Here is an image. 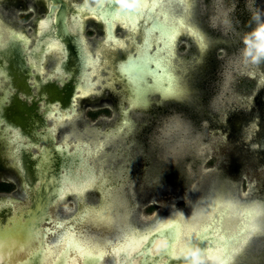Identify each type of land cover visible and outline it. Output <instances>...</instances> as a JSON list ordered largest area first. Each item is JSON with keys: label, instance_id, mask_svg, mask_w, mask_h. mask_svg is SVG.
I'll return each mask as SVG.
<instances>
[{"label": "flooded vegetation", "instance_id": "af4514ba", "mask_svg": "<svg viewBox=\"0 0 264 264\" xmlns=\"http://www.w3.org/2000/svg\"><path fill=\"white\" fill-rule=\"evenodd\" d=\"M103 1H105V5L103 4L102 6ZM127 2H132L131 4H133L134 0H127ZM112 3L115 4V0H94L93 2L90 0H79L78 2H74V0H57L54 9L58 7V10L54 12L53 9L51 13V7L54 5L53 0H0V4L4 6V11L7 13L6 16L0 17V40L5 41V45H1L0 47V70L7 69L6 72L11 74L13 79L12 82H0V125L2 129H9L11 133L18 132L20 134L18 142L19 147L15 144L10 147V143L0 138V233L3 230L12 228L17 222H22L25 226L23 230L15 233L13 237H11V235L5 237L0 235V240L14 242V245H8L5 248L6 251L13 250V252L16 253L22 249V247L28 248V253L17 259L15 264L22 263L25 260L27 261L30 257V260H33V264H41L40 258L42 248L51 246V249L56 251L58 245L54 246L55 241L59 240L66 232H73L71 226L75 225L76 220H80V216L84 214L87 208L99 211L104 209L108 203H111L113 208L104 222L96 218L97 216L94 214V218L96 219L91 216L89 220L79 223L74 232L77 233L76 237L80 240L95 245L98 244L103 247L105 246L104 248L107 253L104 255V258L105 256H111L114 263V256L109 251V248L118 244L127 236L126 234H129L130 231L137 228L133 229L131 225H127L128 232H124L121 240L115 242V244H111L112 242L108 241L104 245L95 242L93 238L83 234V231H85L87 227L93 230L103 229L110 231L114 222L132 224V213L136 205L146 203L150 199L158 197L160 187L158 183L167 181L165 180L166 177H163L162 180L150 182V180L145 178L142 174L140 175L138 172H136L137 174L133 173L132 169H130L132 164L131 160H126L124 162L127 167L126 170L123 169V171L122 168H120L122 165L119 164V170L115 172L111 171L113 165L117 166L115 164L117 157L125 156L127 159L131 154L130 150H132V147H137L136 145L138 144L139 147L141 145L148 146L146 133L149 132L150 127L147 124H142L143 128L136 133L135 138L131 135L132 130H134L133 120L129 117L131 111L122 110V107L125 105L131 108L128 102L129 96L126 88V79L121 76L119 71L124 63L126 64L131 61L129 60L131 57L130 55H133L135 59L137 58L136 51L138 45L143 41V27H140L138 30L140 31L139 43H135L134 41L135 33L127 29L132 38L130 41L134 49L125 54L121 60H110L112 69L110 77L106 82L107 85H105L101 91L96 92L95 86L97 85V80L94 81V76L92 79L94 82L92 93L86 97H82L77 93V86L79 82H81L80 51L74 44L72 40L73 37L68 30L67 17L71 16V13L74 11L72 9H77L78 7H87V9L90 10L102 8L101 11L103 13L107 12L106 15L99 20L94 16H87L84 21L82 35L86 46L84 31L88 25L93 26L94 32L99 36H103L102 43L104 49L111 55L115 53L117 48L124 47V41L117 37L118 28L122 29L124 27L116 24L115 29L110 30L109 20H112L111 16L114 15L115 11L111 12L108 10V12L105 7L112 6ZM63 5L66 7V10H64V25L63 28L60 29L59 23H56V16ZM183 6L185 8L184 11L181 4L179 8L186 19V10L188 8L186 1H184ZM68 9H71L69 14L67 13ZM32 10L44 11L43 17L35 20L33 40H31L30 36H28L25 31L11 24L9 20L16 12H26L22 16V19H29ZM53 13V24L56 25L55 34L62 40H65L66 56L61 60L56 53L52 52L48 54H55L58 60L54 65L53 71L45 76V72L39 74L37 70L34 69V65L30 63V60H38L36 57L39 58L45 50L44 46L43 49H38L40 41L42 42L41 35H38V22L41 20H49ZM174 14L178 15V13L175 12ZM188 24L192 26L190 22H188ZM196 29L199 30L197 26ZM199 31L202 32L201 30ZM112 32L114 37L123 43L117 46L114 45L113 42L106 43L105 40L107 39V35ZM188 33L187 31L186 38L190 39ZM19 34H21V37L26 36L30 39L28 46L30 53L28 57L25 55V51H23L24 48H21L20 43H22V39L19 37ZM182 35H184V33H182ZM11 46L13 49H11ZM196 47L197 50L199 49L198 51H200V47L197 44ZM99 58L100 64L98 70L106 63L100 56ZM39 60L37 63H40ZM60 62L61 65H63L64 73L61 77L54 76L57 65ZM198 65H200L199 67L201 70L205 67L202 62ZM32 74L34 76H32ZM182 82L184 81L182 80ZM117 84H121V86L118 87L121 91L115 90ZM185 86L186 90L184 87L181 89H184V91L177 95L178 98L175 97V102L179 104H188L191 100L194 104H197L198 99L204 102V97L200 95L195 97L193 94L194 90H191L188 85ZM8 94L9 100L4 101V98L8 96ZM192 95H194L193 98H191ZM151 96L152 95L149 97L151 98ZM149 97L148 101L151 104V99ZM84 99L89 100L81 104L78 108V100ZM159 99L160 102L166 101L161 99L160 96ZM160 102H158L157 108L163 110L162 112L165 113L166 110L159 104ZM54 107L59 108L60 113L64 115L62 120L58 121L56 116L52 115V112L56 111H52ZM85 108L88 109L84 110ZM133 108H141L145 110L144 112H153L152 109L151 111H146L144 107L140 106ZM204 111L207 114L206 118L211 119L213 117V113L211 114V112ZM116 112H118L119 117L115 120H111ZM67 113L71 116H65ZM81 114H84L85 116L83 118H86L88 121V123H84L85 129L80 130L76 127H70V133H65L64 130L59 128L62 123L66 121L71 122ZM242 116L243 115L238 117L240 118ZM261 116L263 117L264 123V115L261 114ZM232 118L236 117L228 116L222 125L224 129L229 132L230 138L234 139V134L225 126L229 123L228 120ZM101 119H108L111 121V124H107ZM51 120L54 123L50 124ZM248 120L249 119L243 117L241 122L243 121V123H245ZM83 132L88 134V139L86 141L80 139ZM47 133H49V135L46 138L45 135ZM125 133H127V135H125ZM118 134H121V136H118ZM72 138L75 140H72ZM118 141H121V144H118ZM137 141H141V143H137ZM258 141H260V138ZM80 143L82 145L88 144L94 149L92 154L86 159V162L97 176V180L95 184L87 186L84 191H69L65 196H59L61 184L64 178L69 177L67 176V171L69 170V166H71V159L74 157L75 151H77V147ZM106 146L109 148L111 147L107 154L104 152ZM46 148L48 149V154L45 158L44 150ZM16 149L19 151L18 153ZM61 150L64 151L65 154H59ZM14 151H16V153ZM99 156H101V160L96 164L94 159ZM146 162L147 164L149 163L147 159ZM107 164L110 165V168L107 167L105 170L103 167ZM228 165L230 166L229 163ZM126 171L128 173L125 175L124 173H126ZM225 174L224 178H222L223 180H229L230 177H232L230 179L232 181L238 179L237 175L233 176L231 174V170L227 171ZM181 183H183L182 186H186L184 181ZM227 187L225 186V188H223L221 186V189L219 188V193L230 196L232 199L233 196L227 192ZM185 189L183 188L184 192ZM89 192H94L97 195L98 201L96 203L86 204V196ZM176 193L179 197L182 191L178 190ZM65 206L69 208L68 211L65 210ZM175 217L178 218L180 223V218L178 216ZM58 223H63V225L58 226ZM2 253L4 254V259H0V264H6L8 254L5 251ZM44 264H46V262H44Z\"/></svg>", "mask_w": 264, "mask_h": 264}, {"label": "rangeland", "instance_id": "374dc122", "mask_svg": "<svg viewBox=\"0 0 264 264\" xmlns=\"http://www.w3.org/2000/svg\"><path fill=\"white\" fill-rule=\"evenodd\" d=\"M78 1L74 0V2ZM185 1L188 7L187 20L191 25L197 26L207 37L205 48L207 50L200 53L195 42L186 38L187 30H183L184 35L180 34L182 37L178 38L174 46V63L181 79L191 90H194L195 97L197 95L204 97V102L199 99L197 104L191 100L188 104H179L173 100L160 102L159 96L152 95L151 104L146 109V111L152 109L151 113L144 112L145 110L141 108H128L126 105L122 107V110L131 111L129 117L134 123V130L131 133L133 138L143 128L142 124L150 127L149 132L146 133L148 146L139 147L138 144L137 147H132L127 159L125 156L117 157L115 163L117 166L113 165L111 171L115 172L120 168L126 170L124 162L131 160L130 169L133 173L142 174L150 182L162 180L163 177H166L167 181L158 183L160 186L158 197L136 205L132 213V224L114 222L110 231L93 230L90 227L83 231V234L100 244L104 245L108 241L115 244L121 240L124 232H128L127 225L140 230L147 227L153 228L159 220L170 216H178L182 225L202 221L208 215L206 208L203 207L214 201L221 186L223 188L228 186L227 192L233 196L232 199L230 196V198L225 197V202L230 200L236 203L240 211H244L250 202L264 198V153L258 155L261 164L255 168L243 166L237 174V180L222 179L225 173L231 170L228 163L230 164V153L234 144L229 132L222 125L228 116H250L249 123L247 121L244 125L241 134L243 139H241L249 144L250 149L256 151L262 149L258 145L260 142L258 140L262 139L264 134V123L261 116V114L264 115V58L253 60L246 56L241 36L254 27L249 11L250 6L262 13L261 18L264 19V0ZM174 10L177 12L176 9ZM25 13L16 12L9 20L33 40L35 20L43 17L44 11L32 10L29 19H22ZM4 15L6 16L7 13L4 11V6L0 4V17ZM84 36L88 50L92 54H98L106 62L94 78V81L97 80L95 91L99 92L107 85L106 82L110 77L112 69L110 60H121L125 54L133 51L134 48L130 41L132 38L127 30L118 28L117 37L124 41V47L117 48L115 53L110 55L104 49L103 36L97 35L93 26L86 27ZM134 39L135 43L140 42V31L135 33ZM57 60L58 57L55 54L46 57L45 76L53 71ZM129 62L130 69L127 72L137 71L134 72V78L143 82L145 71L149 72L145 61ZM201 62L205 66L203 70L198 65ZM120 86L121 84H117L115 90L121 91L118 88ZM139 87L141 89V86ZM88 100H78V108ZM158 102L166 110L165 113L157 108ZM204 110L213 113V117L206 118L207 114ZM84 116L81 114L71 122L66 121L59 128L65 133H70V127L83 130L85 129L84 123H88L87 119L83 118ZM118 117L119 114L116 112L111 120ZM101 120L111 124L108 119ZM52 123L54 122L51 120L50 124ZM87 135L83 132L80 139L86 141ZM72 140L75 139L72 138ZM117 143L121 144V141ZM109 149L111 147L106 146L104 152L109 153ZM146 159L149 161L148 164ZM100 160L101 156L96 157L94 162L98 164ZM119 164L122 167L119 168ZM107 167L110 168V165L107 164L103 168L106 170ZM127 173L126 171L124 174ZM183 181L186 186H182ZM178 190L182 191L179 197L176 193ZM86 201V204H93L98 201V197L94 192H89ZM235 220L236 216H232L228 221L234 222ZM24 228L22 222H17L12 228L1 231L0 235L13 237L15 233ZM177 262L184 264L183 259ZM101 264H113V258L105 256ZM232 264H264V232L251 234Z\"/></svg>", "mask_w": 264, "mask_h": 264}, {"label": "bare ground", "instance_id": "6f19581e", "mask_svg": "<svg viewBox=\"0 0 264 264\" xmlns=\"http://www.w3.org/2000/svg\"><path fill=\"white\" fill-rule=\"evenodd\" d=\"M185 0H143V4H141L140 0H134V4L131 7H126V9L122 12L119 10L115 11L114 15L111 16L112 20H109V26L110 30L115 29L116 24H119L120 26L124 27L126 30L128 29L132 33H136L140 27H143V41L141 44L138 45L137 48V58L131 60L133 58V55H130V59L132 62L136 60H144L145 65L152 66V64L156 65L155 71H157V74L155 71H153L151 74L147 73L145 71L144 75V81H139L136 78H134V74H131V71L129 70V73L127 72L128 69H130V62L124 63L121 66L120 74L121 76L126 79V88L128 90V102L129 106L131 108L133 107H145L148 105V97L150 95L157 94L161 96V98L164 99H171L177 97V95L183 93L184 89H182L180 75L177 74L178 68L176 67L174 63V44L177 43L178 38L180 34L183 32V30H187L190 32L191 26H189L187 18L183 16V12H181L180 4L183 9L185 10L183 4ZM105 5V1L102 2ZM134 6V9H133ZM175 9H177V12H175ZM102 8H96V9H87V7H78L71 13V16H68L71 9H68L67 11V25L68 30L73 37V42L77 46L78 50L80 51V60H81V68H80V76L81 79L79 82V85L77 86V93L80 94L82 97L88 96L93 91L94 82L93 78L96 75L98 71V67L100 64V58L99 56L91 54L86 46H85V40L82 35L83 25L85 18L87 16H94L98 20L101 19L104 15H106L107 12L103 13L101 11ZM58 10V7L54 9V12ZM178 13L177 14H174ZM187 13V11H186ZM53 16L48 20H41L38 22V35H41V40L38 46V49H43V46L45 47V50L39 56V58L36 57V59H40V63H37L38 60H30V63H33V67L39 74H43L45 71L44 63L46 56L50 53H56L62 60L66 56V50H65V40H62L55 34L56 25L53 24ZM70 19V20H69ZM159 21H169L173 22L175 26V32L169 34L163 33L160 31V29L157 27V23ZM189 30H188V29ZM19 37L22 39V43H20L21 48H24L23 51H25V55L28 57L30 50H29V42L30 39L26 36L21 37V34H19ZM106 43L113 42L114 45H120L121 41L116 39L113 35V32L111 34L107 35V39L105 40ZM5 45V41L0 40V47ZM165 46H167V50H165ZM150 56V57H148ZM7 69L0 70V82L6 81V82H12V75L6 72ZM155 72V73H154ZM161 72V73H160ZM64 73L63 65H61V62L57 65V68L55 70L54 76L61 77ZM179 73V72H178ZM32 76H34L32 74ZM58 77V80H59ZM31 79V78H29ZM42 79V78H41ZM44 80V79H43ZM145 82V84H144ZM145 85V86H144ZM141 86V89L140 87ZM158 92V93H156ZM76 93V94H77ZM140 96L143 97V100L141 101L138 99ZM9 100V94L4 98V101ZM5 103V102H2ZM76 104V100H75ZM54 109V110H53ZM76 109V108H75ZM59 111V108H52V111ZM74 110V109H73ZM52 112V115L56 116V119L58 121L63 119V116L60 111L59 112ZM65 116H71L69 113L65 114ZM15 133V136L13 135ZM49 133H47L45 136L48 137ZM0 138H3L7 143H10V147L14 144L19 147L18 142L20 138V134L18 132L11 133L9 129H2L0 125ZM81 144V143H80ZM78 145L77 151H75L74 157L71 159V163L69 166V170L67 171V176L64 178V181L61 184V190L59 191V196H65L69 191H75V192H81L84 191L87 186H91L95 184L97 180V176L93 172L92 168L88 165L86 162V159L92 154L94 151L93 148H91L88 144H81ZM252 144V143H251ZM250 144V145H251ZM258 145L259 142H258ZM261 146V145H260ZM259 146V147H260ZM258 147V148H259ZM97 150V149H96ZM252 152H257L255 149H251ZM17 153L19 152L16 149ZM16 151H14L16 153ZM48 149L46 148L44 150V157L46 158ZM59 154H65L64 151H59ZM255 155V154H254ZM256 156V155H255ZM71 157V156H69ZM257 158H254V160ZM261 164V162L259 163ZM255 168L259 165H252ZM92 175L93 179L89 180V175ZM181 176V175H179ZM220 191V190H219ZM219 193V192H217ZM217 193L215 195V202L217 200ZM224 196V201L226 198H230L229 196ZM226 197V198H225ZM230 200H228L229 202ZM231 202V201H230ZM212 204V203H211ZM210 204V205H211ZM205 205L203 208L207 210V208L210 206ZM241 205V204H239ZM113 206L111 203H108L104 209L99 211H94L89 208H87L80 216V220L77 221L75 225L71 226V230L73 232H66L59 240L55 241V245H58V249L54 251V249H51V246H47L45 248H42L41 250V258L40 262L41 264H101L102 260L104 259V255L107 253L106 249L103 246L95 245L88 243L86 241L80 240L76 237L75 228L79 223H83L90 219L92 216L95 217L94 214L97 216L96 218H99L101 221H105L107 217L110 214V211L112 210ZM65 210L68 211L69 208L65 206ZM105 210V211H104ZM94 211V212H93ZM212 211V209H211ZM211 211H208L207 217L202 220L205 221L209 218L211 215ZM203 214V213H202ZM94 218V219H96ZM166 222L173 223L174 227L172 228H164V229H170L172 232L171 238L166 240L169 244V254L170 250L172 248V245L176 243V235H177V229L182 228L185 231L190 230L193 227H196L201 221H198L197 223H188V224H180L179 220L175 216L165 217L162 218L153 229L144 228L142 230L140 229H134L129 232V234H126L125 238L120 241L118 244H115L114 246H111L109 248V251L114 256V263L113 264H140L141 261V254L135 253L133 255V250L136 246H138V242L142 240L144 237H148V240L150 239L151 235L150 233L156 232L158 229L161 228L162 225H164ZM230 225H236L239 223L238 218L236 217V220L234 222H227ZM249 224H254V217L250 216L248 218ZM63 223H58V226H62ZM255 232L248 231L244 238V243L239 246V249L234 252L226 261L225 264H232V261L235 260L234 257H236V253L241 250L243 245L245 244L246 240L248 239V236L251 234H254ZM187 239L185 236H179V243L183 244L184 240ZM160 240H163V237L156 236V238L153 240L152 245L150 246V254L157 259V264H165L166 261V252L164 250L160 251L158 255H153L151 249L155 248L154 241L157 243L160 242ZM165 243L166 241L163 240ZM148 242V241H147ZM14 245V242L12 241H4L0 240V259H4V254L2 253L5 251L7 255V261L6 264H15V261L19 259L22 255H26L28 253L27 247H22L19 251L16 253L13 252V250L6 251L5 248L10 245ZM146 244V243H145ZM144 244V245H145ZM143 245V246H144ZM122 249H128V251H122ZM141 250V249H140ZM15 254V255H14ZM172 262H176L177 259H174L172 255H169ZM31 257L26 261L19 263V264H33V260H30ZM45 260V261H44ZM206 264H217L215 260H206Z\"/></svg>", "mask_w": 264, "mask_h": 264}, {"label": "snow or ice", "instance_id": "6c2138e0", "mask_svg": "<svg viewBox=\"0 0 264 264\" xmlns=\"http://www.w3.org/2000/svg\"><path fill=\"white\" fill-rule=\"evenodd\" d=\"M143 4V0H140ZM157 27L161 32L171 34L175 32L173 22L159 21ZM191 31L188 33L189 38L193 40L200 48L207 45V37L196 29L195 25L191 26ZM258 39H264L258 34ZM167 50V46H165ZM138 99L141 101L143 97ZM15 136V133L13 134ZM89 180L93 179L90 174ZM211 215L205 221H201L196 227L185 231L182 228L177 229L176 243L172 245L170 255L174 259H183L184 264H199L200 261L215 260L217 264H225V261L239 249V246L244 243L245 235L248 231L255 232L257 227L255 224H249L248 218L253 214L250 211H240L239 206L234 202H225L222 193L217 194L216 202L211 206ZM261 217V228H264V205L259 206V211L256 213ZM236 216L239 223L230 225L227 223L230 217ZM174 227L173 223L166 222L157 231H162L164 228ZM150 233L149 235H154ZM185 236L183 244L179 243V236ZM148 237L142 238L133 250V255L140 251ZM155 248H152V254L158 255L164 250L167 245L163 240L160 242L154 241ZM128 251V249H122Z\"/></svg>", "mask_w": 264, "mask_h": 264}, {"label": "water", "instance_id": "95a60500", "mask_svg": "<svg viewBox=\"0 0 264 264\" xmlns=\"http://www.w3.org/2000/svg\"><path fill=\"white\" fill-rule=\"evenodd\" d=\"M53 3H54V5H53V7H51V10H50L51 13L53 12V9L55 7V4L57 3V0H53ZM131 3L127 2V0L126 1H124V0H115V4L112 3V6H106L105 9L107 11L109 10L111 12L112 11H117V10H119L120 12L121 11L123 12L126 9V7H131L135 2H133V4H131ZM133 9H134V6H133ZM64 10H66V7L63 5L61 7L60 12H58V14L56 16V23L57 24L59 23V28L60 29H62L63 28V25H64ZM204 48H200L201 53L204 52ZM148 57H150V56H148ZM133 59H135V58H131V60H133ZM147 68H148L149 72H147V71L146 72L151 74L153 71H155L154 69H156V65L155 64H152V66H148ZM147 68H146V70H147ZM134 72H137V71L133 70V71H131V74H134ZM155 72L157 74V71H155ZM177 74H178V72H177ZM180 80H181V77H180ZM184 83L185 82H182L181 81L182 88L183 87L184 88L186 87L185 86L186 83L185 84ZM185 90H186V88H185ZM156 93H158V92H156ZM154 95H157V94H154L153 93V96ZM160 98H161V96H160ZM177 98H178V96H177ZM161 99H163V100H173V101L175 100V98H171V99L161 98ZM149 104H150V102H148V106H149ZM148 106L147 107H144V109H147ZM238 116H241V115H236V116H233L232 115L231 117H236V118L229 119L228 120L229 123L225 125V126H227V128H229L228 130L231 133H233L234 134V137H235L234 139H232L234 144H233V150L230 153V156H231V160H230L231 174L233 176L234 175H237L240 172V170H241V168L243 166H247V167L250 168V167H253L252 166L253 164L254 165H258L261 162L260 161V158L258 157V155L264 153V134H263V138L262 139L260 138V142H259V144L261 145V148L262 149H260L259 151L257 150V152H254V151L252 152V150L250 149L249 144L247 142H245L244 140H242L243 137L241 135L242 134V131L244 130V127H245L244 125L247 124V122L243 123V121L241 122V120L243 119V117L245 119H249L250 116L247 117L246 115H243L240 118ZM248 122H249V120H248ZM254 158H257V159L254 160ZM231 178L232 177H230V179ZM214 203H215V198H214V201L212 202V204L207 208V214H208V211L209 210L211 211V206ZM261 205H264V198H258L257 200L250 202L248 204V207L244 209V210L250 211L253 214L252 216L254 217V224L256 225V227L258 229L255 232H257L259 234H261L262 232H264V228H261V217H259L258 215H256V213L259 211V206H261ZM227 222H229V221H227ZM154 233L155 234L154 235H151V237L148 240V242L138 252V254H141L140 264H157V259H155L150 254V249H149L150 246L153 243V240L156 238V236H160V237H163V240L166 241L168 238L170 239L171 236L173 235L172 232L170 231V229H163L162 231H156ZM249 236H248V238H249ZM166 245H167V247L165 248L166 249L165 250V252H166L165 253L166 254L165 264H176V263L179 264L177 261L176 262H172L171 261V258L169 257V255H170L169 254V248H170V246L167 243V241H166ZM239 252H237L236 254H238ZM208 261H210V260H208ZM233 262L234 261H232V263Z\"/></svg>", "mask_w": 264, "mask_h": 264}, {"label": "clouds", "instance_id": "9594fccd", "mask_svg": "<svg viewBox=\"0 0 264 264\" xmlns=\"http://www.w3.org/2000/svg\"><path fill=\"white\" fill-rule=\"evenodd\" d=\"M249 11L254 27L241 36V42L244 46V54L253 60H258L264 58V39H258V34L264 37V19L261 18L262 13L253 7L250 6ZM199 264H205V261H200Z\"/></svg>", "mask_w": 264, "mask_h": 264}]
</instances>
